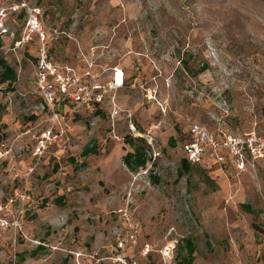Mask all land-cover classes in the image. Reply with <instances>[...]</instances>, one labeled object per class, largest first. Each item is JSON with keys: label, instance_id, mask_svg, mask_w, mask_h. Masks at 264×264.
<instances>
[{"label": "rangeland", "instance_id": "obj_1", "mask_svg": "<svg viewBox=\"0 0 264 264\" xmlns=\"http://www.w3.org/2000/svg\"><path fill=\"white\" fill-rule=\"evenodd\" d=\"M0 7L9 8L4 55L18 71L13 89L0 83V264H177L189 237L194 264H264V157L253 160L246 143L264 141V0ZM34 8L44 39L28 26ZM60 75L70 90L100 86L102 102L69 99ZM197 124L221 146L180 175ZM44 132L52 142L37 159ZM131 134L150 146L139 172L123 162Z\"/></svg>", "mask_w": 264, "mask_h": 264}, {"label": "built area", "instance_id": "obj_2", "mask_svg": "<svg viewBox=\"0 0 264 264\" xmlns=\"http://www.w3.org/2000/svg\"><path fill=\"white\" fill-rule=\"evenodd\" d=\"M25 6V4H23ZM9 8L8 7H0V34L3 36L4 34L8 33L7 28L5 27V19L9 15ZM13 10H17V7H13ZM41 13V10L38 8L30 9L29 10V21L28 26L30 27L31 32H35L39 34L43 39L45 38L44 32L42 31V28L39 24V15ZM30 36L28 37L29 40ZM47 56L44 53L43 55V64L42 68L49 70L50 73L54 74L55 69L47 62ZM89 74V73H88ZM45 75L42 74V76ZM61 79V80H60ZM58 80L61 81V90L63 94H66L67 97L72 98L73 100H81L84 103L91 104L93 102L100 103L102 102V94L95 93V90L100 89V86H95L92 88V90L89 89L88 86L85 85H78V83L75 86L74 90H70L67 84L65 83V80L60 75ZM63 80V81H62ZM79 80V79H77ZM115 81V80H114ZM46 98L49 104H51L54 101L53 94L51 92H46ZM53 122H56L59 120V114L54 110V114L52 116ZM193 139L191 142L186 144L185 151L187 154V159L192 164H199L202 159L204 158V155L206 154V151L208 148L213 150L214 152L221 146V143L214 137V135L210 134L205 128H203L200 125H194L193 127ZM51 132H44L35 147L33 151V156L37 159H40L44 153L48 150L51 142H52V136L50 135ZM241 142L234 139L232 136L227 137V142L225 145H229L231 148V151L240 156V160L238 162V168L244 169L245 168V160L247 159L246 155L242 152L241 148H239V144ZM247 146L249 148V152L251 155V158L253 160H258L264 157V141L261 139H257L255 137L250 138L247 142ZM1 158V156H0ZM223 160V158H220ZM122 212V210H121ZM123 216L126 218V221L130 223L131 228L133 230H136L135 225L133 224L132 219L128 215L127 211L123 213ZM136 233L130 235L128 238H123L119 240V246L123 247L129 242H135L136 241ZM150 251V246L144 248L143 252L147 254Z\"/></svg>", "mask_w": 264, "mask_h": 264}, {"label": "trees", "instance_id": "obj_3", "mask_svg": "<svg viewBox=\"0 0 264 264\" xmlns=\"http://www.w3.org/2000/svg\"><path fill=\"white\" fill-rule=\"evenodd\" d=\"M18 80V71L14 66L11 65L9 60L4 55V40L3 36L0 34V83L7 84L8 87L13 89L14 84ZM5 108L4 104L0 102V111ZM2 119L0 117V143L3 140L4 133H2ZM125 142L131 148L123 156V162L125 166L132 172H139L140 170L146 168L151 160L149 157V144L144 139V137H134L132 134L125 137ZM91 146H86L84 149L85 153L87 150H93L95 145L93 143ZM75 161V158H72ZM191 162L186 158L182 160V168L180 169V175L185 172H189L192 169ZM151 178L154 182H158L159 178L156 175L151 174ZM243 208L248 209L250 212L253 209L248 204H242ZM42 248V247H41ZM197 244L194 238H185L183 242H179L177 245L176 262L177 264H194L196 260Z\"/></svg>", "mask_w": 264, "mask_h": 264}, {"label": "bare ground", "instance_id": "obj_4", "mask_svg": "<svg viewBox=\"0 0 264 264\" xmlns=\"http://www.w3.org/2000/svg\"><path fill=\"white\" fill-rule=\"evenodd\" d=\"M115 83H116V81H115ZM117 85L116 86H122V79H121V77H118V82L116 83Z\"/></svg>", "mask_w": 264, "mask_h": 264}]
</instances>
